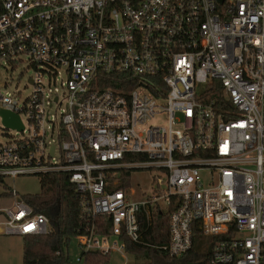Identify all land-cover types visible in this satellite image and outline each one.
<instances>
[{
  "label": "built area",
  "instance_id": "1",
  "mask_svg": "<svg viewBox=\"0 0 264 264\" xmlns=\"http://www.w3.org/2000/svg\"><path fill=\"white\" fill-rule=\"evenodd\" d=\"M22 62L32 74L10 89ZM2 109L23 127L0 139L1 233L53 230L15 180L58 171L81 251L141 241L144 217L172 206V255L199 231L212 264H264V0H0ZM144 167L159 170L149 192L117 187Z\"/></svg>",
  "mask_w": 264,
  "mask_h": 264
},
{
  "label": "trees",
  "instance_id": "2",
  "mask_svg": "<svg viewBox=\"0 0 264 264\" xmlns=\"http://www.w3.org/2000/svg\"><path fill=\"white\" fill-rule=\"evenodd\" d=\"M41 189L37 193L24 196L35 208L44 211L53 223V230L44 234L23 235V264H75L68 253L73 236L79 232L82 223L78 193L69 175L65 172L48 171L39 175ZM0 180L3 178L0 177ZM130 170L121 173L117 187L129 185ZM7 196L8 191H3ZM172 206L156 210L149 223L142 221V239L133 241L127 237L126 250L134 255V260L127 264H212L208 259V250L203 246L204 236L197 231L195 244L185 255H172L161 247L169 241V214ZM102 232H108V219L103 222ZM196 252L203 257L196 258ZM86 264H106L110 253L98 249L80 251Z\"/></svg>",
  "mask_w": 264,
  "mask_h": 264
},
{
  "label": "rangeland",
  "instance_id": "3",
  "mask_svg": "<svg viewBox=\"0 0 264 264\" xmlns=\"http://www.w3.org/2000/svg\"><path fill=\"white\" fill-rule=\"evenodd\" d=\"M11 80L10 89H24L30 74H32L31 67H27L25 62L19 63L14 68H9V71H5ZM28 90L31 89V85H28ZM56 108L53 107L52 110ZM166 124L167 119L164 113H159L147 121L148 124ZM16 129L6 127L3 117L0 116V139L6 140L10 137V134H16ZM159 173L155 168H140L135 169L132 172L131 182L132 186L140 191L149 192L152 187V180L155 174ZM7 183L13 184V181L6 178ZM0 181V207L10 204L11 199L9 196L3 193L5 184ZM17 188L21 194L37 193L41 189L40 176L38 174H24L19 175L15 180ZM129 184V185H130ZM2 218V216H0ZM117 240L118 244L122 242L119 236L111 235L110 241ZM209 241V239H207ZM79 241L76 236H73L69 247L68 253L76 262V259L80 255ZM109 260L106 264H127L134 260V255L123 248L122 250L112 249L109 252ZM0 264H23V235L20 234H4L0 233Z\"/></svg>",
  "mask_w": 264,
  "mask_h": 264
},
{
  "label": "water",
  "instance_id": "4",
  "mask_svg": "<svg viewBox=\"0 0 264 264\" xmlns=\"http://www.w3.org/2000/svg\"><path fill=\"white\" fill-rule=\"evenodd\" d=\"M2 114L4 116V121L7 125L16 126L18 128H22L23 124L21 122V119L18 114H15L9 110L2 109ZM139 219L141 220V215L139 216Z\"/></svg>",
  "mask_w": 264,
  "mask_h": 264
},
{
  "label": "crops",
  "instance_id": "5",
  "mask_svg": "<svg viewBox=\"0 0 264 264\" xmlns=\"http://www.w3.org/2000/svg\"><path fill=\"white\" fill-rule=\"evenodd\" d=\"M1 233V232H0Z\"/></svg>",
  "mask_w": 264,
  "mask_h": 264
}]
</instances>
